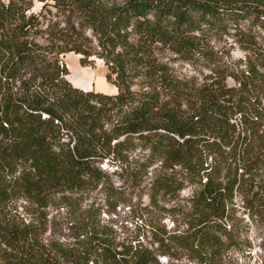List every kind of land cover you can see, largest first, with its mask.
Wrapping results in <instances>:
<instances>
[{"label":"trees","instance_id":"1","mask_svg":"<svg viewBox=\"0 0 264 264\" xmlns=\"http://www.w3.org/2000/svg\"><path fill=\"white\" fill-rule=\"evenodd\" d=\"M40 1L34 9V0H0L1 262L157 264V253L169 251L166 229L154 228L150 246H118L97 207L83 205L97 186L109 202L120 197L100 164L128 162L137 145L147 148L138 175L157 163L145 184L152 202L195 187L185 230L167 236L198 264L233 261L242 230L235 196L249 215L264 207V109L246 95L262 87L264 72L248 68L229 74L233 84L223 77L180 88L156 49L186 50L192 30L251 17L243 48L256 50L264 69V0ZM256 26L263 31L258 46ZM65 52L78 54L81 65L100 58L117 90L75 86ZM18 198L35 209L65 207L71 238L43 240L44 212L27 221L7 214Z\"/></svg>","mask_w":264,"mask_h":264},{"label":"rangeland","instance_id":"2","mask_svg":"<svg viewBox=\"0 0 264 264\" xmlns=\"http://www.w3.org/2000/svg\"><path fill=\"white\" fill-rule=\"evenodd\" d=\"M41 3L40 0H34L33 8L39 9ZM251 23V17H246L225 26H203L202 29L192 30L187 34L192 43L186 50L176 51L171 46L163 44L156 49L157 54L168 64L180 88H195L223 77L228 84H233V79L229 76L231 73L240 76L246 73L248 68L264 72L263 67L259 65L257 51L253 53L243 48L244 37L241 32L245 33ZM255 30L258 31L256 36L258 46L260 43L258 36L263 34V31L258 26ZM62 57L69 69L67 77L75 86L109 93L117 90L115 84L106 79V67L100 58L96 57L91 65H81L78 54L65 52ZM261 79L262 87L250 86L246 95L249 96L250 102L264 109V76ZM133 87L137 88L139 84L135 83ZM260 128L263 129L264 125L259 124ZM262 150L264 156V142ZM146 153V147L137 145L130 150L126 163L119 160H103L100 165L106 170L116 189L121 191L118 193L120 197L111 198L109 202L97 186L91 189L90 196L85 198L83 205L92 202L93 206L97 207L99 222L115 245H135L143 242L150 246L154 240V228L166 229V233L162 232L163 245L169 251L157 253V264H198L186 249L179 247L176 240L167 236L169 233H181L185 230L187 223L183 212L187 209L188 198L195 187L186 184L173 195L159 197L157 202H152L145 184L151 178L157 163L148 166L147 173L143 176L138 175L137 167L141 160L139 156ZM135 173L137 175L134 179ZM234 199L238 207L236 215L241 216L239 219L242 229L241 241L239 247L233 251V261H223L222 264H256L258 257L264 259V207L257 206L254 213L249 215L240 197L237 195ZM33 206L18 198L9 204L6 212L15 218L22 217L24 221L33 216L39 218L44 212L46 223L42 224L40 229L43 240L54 235L60 240L71 238L66 227L69 215L65 207H57L53 203L36 209L35 206L32 209ZM59 224L61 229H54V226ZM157 243L158 241H154L152 245L156 246ZM0 264H3L1 260Z\"/></svg>","mask_w":264,"mask_h":264}]
</instances>
